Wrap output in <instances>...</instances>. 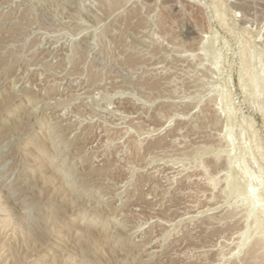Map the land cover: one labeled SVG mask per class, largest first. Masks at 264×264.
I'll list each match as a JSON object with an SVG mask.
<instances>
[{"label":"rangeland","instance_id":"obj_1","mask_svg":"<svg viewBox=\"0 0 264 264\" xmlns=\"http://www.w3.org/2000/svg\"><path fill=\"white\" fill-rule=\"evenodd\" d=\"M0 264H264V0H0Z\"/></svg>","mask_w":264,"mask_h":264},{"label":"bare ground","instance_id":"obj_2","mask_svg":"<svg viewBox=\"0 0 264 264\" xmlns=\"http://www.w3.org/2000/svg\"><path fill=\"white\" fill-rule=\"evenodd\" d=\"M106 3H107V1H105ZM108 2H109V0H108ZM109 4H112V2L111 3H108V5ZM108 7H110V5L108 6ZM112 8H115L116 7V4H115V6H111ZM111 10V9H110ZM10 156V155H9ZM8 158V157H7ZM9 162V161H8ZM6 165V164H5ZM3 166V165H2ZM7 167V166H6ZM8 184V183H7ZM256 223V222H255ZM259 223V221L257 220V223L256 224H258Z\"/></svg>","mask_w":264,"mask_h":264}]
</instances>
